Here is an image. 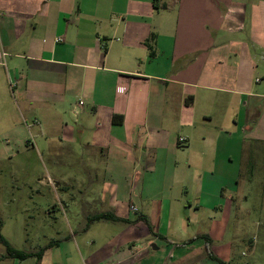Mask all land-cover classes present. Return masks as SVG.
I'll return each instance as SVG.
<instances>
[{
  "label": "crops",
  "instance_id": "1",
  "mask_svg": "<svg viewBox=\"0 0 264 264\" xmlns=\"http://www.w3.org/2000/svg\"><path fill=\"white\" fill-rule=\"evenodd\" d=\"M162 3L168 8L155 7L154 0H0V142L13 143L17 153L35 144L50 152L48 142L55 140L58 157L76 165L74 193L65 178L48 177L52 199L39 208L41 236L58 243L38 254L47 244L15 248L36 254L27 258L4 251L1 264H203L192 262L202 255L193 244L206 251L203 234L179 246L193 237L177 238L165 225L171 214L184 223L174 205L180 200L149 199L144 192L134 198L133 190L146 168L145 153L153 151L148 139L169 149L183 137L191 152L195 141L212 143L206 125L215 115L227 138L225 153L239 129L245 143L264 144V0ZM38 185L33 192H43L44 180ZM198 188L203 192L201 183ZM226 190L220 183L203 202L221 207ZM120 203L139 214L140 227L122 221L133 222ZM68 212L76 214V224ZM102 214L122 220L96 219ZM103 222L112 225L99 228ZM31 227H25L27 238L38 228ZM146 237L165 245H144ZM163 248L165 257L158 255Z\"/></svg>",
  "mask_w": 264,
  "mask_h": 264
},
{
  "label": "rangeland",
  "instance_id": "2",
  "mask_svg": "<svg viewBox=\"0 0 264 264\" xmlns=\"http://www.w3.org/2000/svg\"><path fill=\"white\" fill-rule=\"evenodd\" d=\"M212 110L214 112L215 108L212 107ZM66 113L70 115L69 111ZM206 128L210 132L212 143L202 144L195 141L191 152H186L187 143H178L175 148L171 144V147L166 149L161 143L159 147L152 146L148 139L146 145L153 147V151L156 150L155 152L147 150L145 157L143 156L146 168L139 174L138 188L133 190L134 198L138 193L144 192L149 199L156 197L179 199L178 204H174L178 208L176 216L181 217L184 223L179 219L172 220L175 214H171V221L165 223L168 229L174 228L177 238L211 235L210 251L226 264H264V144L245 143L239 129L238 134L233 135L229 140L230 143L227 145L229 152L225 153L223 143L227 138L225 134H220L218 116L215 115ZM221 128L228 130V127L221 126ZM220 135L218 144L216 138ZM155 136L158 137L156 134ZM49 145L50 152L43 151L35 144L33 149L17 153L13 143L0 142V234L18 250H37L57 240L55 237L43 238L39 229L42 225L41 221L45 219L39 208L44 201L52 199L51 187L47 184L48 177L56 180L65 178L66 186H70L69 193H74V166H76L73 164L74 159L67 155L58 157L57 141L52 140L51 143L48 142ZM200 152H206L208 155L200 157ZM227 155L232 157L229 159ZM141 156L142 154L140 156L136 154V158ZM187 160L192 164L190 167ZM64 161L68 162L69 166L62 164ZM221 176H224L222 182ZM41 179L44 180V185L41 187L43 192H33L32 189L39 186L38 182ZM200 183L203 192H199ZM220 183L227 188L225 196L228 201L224 205L221 202V207L212 209L208 203L203 202L206 200L203 195L206 193L212 195L215 186ZM236 184L239 191L237 195L240 198L237 206L234 201L236 192L233 189ZM63 186L64 184L61 187ZM117 192H120L122 198L127 195L123 189ZM188 202L193 205L199 202V209H195V206L187 207ZM214 202H217L216 198ZM118 205L119 211H127L126 218L133 221L127 223L132 224L130 226L134 225L135 228L140 227L139 214L128 211V206L122 207L121 203ZM28 214L34 215L38 221L36 219L34 223L29 220ZM67 215L71 225L77 223L76 214L69 215L68 212ZM46 218H48L47 223L52 224V217ZM58 223L62 226L59 217ZM34 224L38 227L33 229L34 237L27 238L28 231L25 227L32 228ZM100 225L99 228H105L112 224L103 222ZM117 225H119L117 229L124 228V224L118 222L113 226ZM43 234L49 236L50 228L45 229ZM141 242L144 245H165L156 237H146ZM252 242H254L253 250L250 246ZM198 244L199 242L193 244L195 250L200 249L196 254L202 253V255L192 262L218 264L207 255L206 251L204 252V246L200 247ZM201 244L203 245V242ZM4 248L0 244V256L4 254ZM149 248L151 249V246ZM158 255L166 256L164 248Z\"/></svg>",
  "mask_w": 264,
  "mask_h": 264
},
{
  "label": "trees",
  "instance_id": "3",
  "mask_svg": "<svg viewBox=\"0 0 264 264\" xmlns=\"http://www.w3.org/2000/svg\"><path fill=\"white\" fill-rule=\"evenodd\" d=\"M154 5H155V7L161 8V9H167L168 8V6L165 3L160 4V0H154ZM150 54L152 55V50H151ZM96 219H106V220H113V221L122 220V219L115 217L112 214L98 215L96 217ZM122 221L128 222L126 220H122ZM201 238H203L205 241V248H206V252H207L208 256L212 260L216 261L218 264H226L225 262H223L222 260L217 258L215 255H213V253L210 251V239H209V237L207 235H202ZM195 239H196V237L190 238V239H187L185 241L178 242L177 245H179V246L188 245V244L192 243ZM0 243L5 247V251H6L7 256L13 257V258H21V257L27 258V257H31L32 255H36L38 253L43 252L44 249L49 248L50 246H52L54 244H57L58 241L49 242L45 247L41 248L36 254L35 253H24V252L16 250L15 248H13L10 245V243L1 234H0Z\"/></svg>",
  "mask_w": 264,
  "mask_h": 264
},
{
  "label": "built area",
  "instance_id": "4",
  "mask_svg": "<svg viewBox=\"0 0 264 264\" xmlns=\"http://www.w3.org/2000/svg\"><path fill=\"white\" fill-rule=\"evenodd\" d=\"M78 106H79V107L82 106V102H81V101L78 103ZM179 142H180V143H184V142H185V138H183V137L179 138ZM131 209H132V210H135V209L132 208V207H131ZM108 264H110V263H108Z\"/></svg>",
  "mask_w": 264,
  "mask_h": 264
}]
</instances>
